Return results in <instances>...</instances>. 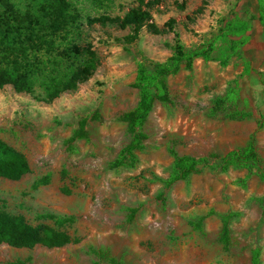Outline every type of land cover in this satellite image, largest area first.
<instances>
[{"label": "rangeland", "instance_id": "1", "mask_svg": "<svg viewBox=\"0 0 264 264\" xmlns=\"http://www.w3.org/2000/svg\"><path fill=\"white\" fill-rule=\"evenodd\" d=\"M19 13L40 16L51 0H7ZM74 15L56 37L57 55L70 44H88L96 56L92 74L49 102L32 92L0 88V139L20 151L29 170L17 180L0 177V210L20 214L31 225L43 214L68 216L58 227L76 241L60 247L14 248L0 244V264H264V28L255 0H142L152 21L172 29L152 34L142 27L127 42L128 26L88 23L121 16L138 0H66ZM4 6L0 2V15ZM246 19L249 41L223 66L195 59L166 78L168 100L154 101L139 129L133 159L112 166L130 144L121 116L137 100L135 66L167 58L176 32L185 49L198 48L229 23ZM216 54V53H215ZM213 53V55L215 56ZM83 54L63 55L59 72ZM251 70L240 75L243 64ZM236 80L233 107L212 112V101ZM233 110L244 117H230ZM255 134L258 164L221 171L198 166L186 179L165 186L174 155H223ZM43 183H34L44 180ZM42 215L43 217H39Z\"/></svg>", "mask_w": 264, "mask_h": 264}, {"label": "trees", "instance_id": "2", "mask_svg": "<svg viewBox=\"0 0 264 264\" xmlns=\"http://www.w3.org/2000/svg\"><path fill=\"white\" fill-rule=\"evenodd\" d=\"M153 3L159 0H150ZM257 19L264 28V0H255ZM4 11L0 15V88L10 85L16 92L30 93L35 84L41 90V100L49 102L60 93L74 89L77 84L85 81L96 66V56L88 44L76 46L70 44L57 55L55 40L62 32L67 31L69 23L74 20V15L69 11L66 0H51L40 4V16L29 12L19 13L7 0H0ZM142 0L130 7L121 16L107 17L101 15L87 19L88 23L105 22L114 23L119 27L128 26L130 33L126 36L127 42L136 38L139 30L145 27L152 34H159L172 29L171 18L160 26L156 25L147 10L141 7ZM250 23L246 19H236L229 23L228 31H218L203 45L198 48L185 49L173 33V46L171 54L160 61L146 64L142 61L135 66V74L131 85L137 90V100L134 106L121 116L130 135V144L119 151L118 157L111 163L112 166L121 165L125 158L133 159L132 149L140 144L139 129L149 114L154 101L166 102L168 100L166 78L175 74L179 69H188L195 59L203 61L216 59L223 66L228 59L249 41ZM66 53L73 55L83 54L84 58L74 67L59 72V64ZM215 54V56L213 55ZM251 70L249 63L245 62L240 75H247ZM259 83L261 95L264 99V75L260 73ZM239 99L236 80H232L222 96L215 97L212 101V112L233 107ZM230 117H244L246 112L233 110ZM263 126V114L256 121L254 130L249 134L245 144L234 148L223 155H174L168 176L163 180L165 186H170L178 180L186 179L198 166L209 164L214 159L213 168L223 171L230 165L244 167L258 164L255 146V134ZM29 170L24 155L0 139V177L17 180ZM40 180L34 186L43 183ZM52 220L55 226L45 223L31 225L20 214H10L0 210V244L14 248H31L35 245L51 248L60 247L69 242L76 241L66 231L58 227L70 222L68 216H54L43 214ZM40 215L39 217H43ZM11 264H23L12 262Z\"/></svg>", "mask_w": 264, "mask_h": 264}]
</instances>
